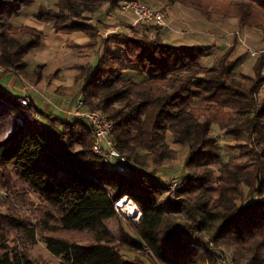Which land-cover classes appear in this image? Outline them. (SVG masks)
<instances>
[{"label":"trees","instance_id":"trees-1","mask_svg":"<svg viewBox=\"0 0 264 264\" xmlns=\"http://www.w3.org/2000/svg\"><path fill=\"white\" fill-rule=\"evenodd\" d=\"M55 1L56 10L40 7L36 19L53 24L57 34L91 38L85 46L71 45L95 60L78 67L84 110L100 111L114 124L112 139L129 171L109 169L93 154L94 133L84 120L40 113L30 96L23 107V98L0 87V136L11 116L24 118L12 136L0 140L1 187L9 192L14 171L47 210V221L31 225L17 217L9 197H0L8 212H0V264H35L26 249L10 247L14 233L33 245L40 238L62 264H148L123 255L146 250L158 264H264V56L254 74L244 76L237 43L210 67L203 61L211 49L174 47L161 33L127 29L102 45L91 17L131 0ZM35 2L0 0V69L33 86L43 82L44 67L29 73L25 59L41 47L44 32L13 20ZM177 2L209 22L233 17L241 28L264 35V0ZM132 68L145 79L128 74ZM215 128L243 144L236 147L239 157L225 161ZM172 145L187 147L188 155L170 203L157 172L178 160ZM125 198L142 219L132 228L134 236L123 234L121 243L107 223L118 218L116 204ZM84 234L87 244L69 238Z\"/></svg>","mask_w":264,"mask_h":264},{"label":"crops","instance_id":"crops-1","mask_svg":"<svg viewBox=\"0 0 264 264\" xmlns=\"http://www.w3.org/2000/svg\"><path fill=\"white\" fill-rule=\"evenodd\" d=\"M37 2L38 0H36L35 4L25 8L15 17L13 24L17 27H25L31 19H36L39 8L45 7L43 5L36 7ZM49 2L51 4L50 9L55 8L56 1L50 0ZM163 7L167 10L166 15L168 17L167 23L169 27L161 31V36L166 42L174 47H205L211 45L215 49H220L221 53L225 50L226 43L224 44V41L219 39L221 35H218L216 32L214 34V25L210 24L206 19L197 18L193 11L180 5L177 0H173L168 4L163 3ZM174 15L178 18L177 23L170 19H173ZM232 23L238 25V21L236 20H233ZM89 24L98 30L99 40L102 37L108 36L113 30L116 32H125L127 29H135L139 34L145 33V28L137 26L131 15L123 14L120 10H102L91 17ZM173 24L181 26L182 30L186 33L178 34V30H171L170 25ZM43 32L44 37L41 47L34 50L25 61L29 73H33L39 66H43L44 80L39 85L30 86L31 89L28 90V95L35 102L36 108L40 113L58 115L64 121L74 119L73 114L77 109L82 91V82H77L78 67L87 65L95 60L89 55H79L77 50L71 45L85 46L90 43L91 38L82 33L69 35L57 34L53 24L46 25V29ZM170 32L174 35L172 39H169L170 37L168 36ZM260 33L259 31L254 32L255 41H251L254 43L253 47L249 46L248 43H244L242 38H238V49L248 47L250 50H255L258 48L257 46L262 47L264 36ZM235 35L241 36L239 32L228 34V36L232 37ZM117 52L119 53L118 50ZM258 59L248 54L239 73L244 76H252L254 74V66ZM213 63L214 58H208L203 61V66L207 65V67H210ZM128 74L135 79L140 78L141 75L143 76V73L136 68H132ZM18 81L22 82L24 87H26V83L18 78L16 74H4L0 70V87L3 90L14 91L18 85ZM259 97L264 101V93H261Z\"/></svg>","mask_w":264,"mask_h":264},{"label":"rangeland","instance_id":"rangeland-1","mask_svg":"<svg viewBox=\"0 0 264 264\" xmlns=\"http://www.w3.org/2000/svg\"><path fill=\"white\" fill-rule=\"evenodd\" d=\"M50 1V0H49ZM47 0H38L36 7H39L40 5L45 6L46 8L51 7L50 2ZM141 2H144L146 4H148L149 6L155 7L160 9L166 17V20H168L167 17V10L166 8L163 7V3H171L173 0H139ZM181 5V4H180ZM183 6V5H182ZM54 10H56L55 8H53ZM188 9V8H187ZM120 12L121 8L119 9ZM190 10V9H189ZM193 11V10H191ZM196 15L197 18L201 19H206L201 13L197 12V11H193ZM171 20H173L175 23H177V17L176 15L173 16V19L170 18ZM233 20L238 21L237 19L233 18V17H229V18H224L223 15H221V17L219 16L214 22H209L207 19L206 21H208L210 24L214 25L213 26V31L214 34L215 32L220 36V40L224 41L225 46V50L221 53L220 49H215L213 46H205L208 49H211V53L209 55V58H214V61L216 58L224 55L226 52L230 51L233 49V47L236 45V43L238 42V38H242L244 43H248L249 46L253 47L254 43H252L251 41H255V36H254V32L258 31L255 29H250V28H241L239 25V21H238V25H236L235 23H232ZM168 22V21H167ZM198 24V22H196ZM196 24V26H197ZM199 25V24H198ZM27 27H31V28H35L41 31H44L46 29V25L42 24L41 22H39L37 19H31L30 22L28 23ZM178 27V28H177ZM171 30L174 31L178 30V34H184L186 33L185 31L182 30L181 26L179 25H170ZM181 28V29H179ZM140 30H142L141 28H139ZM139 30V31H140ZM169 30V31H171ZM143 31V30H142ZM141 31V32H142ZM239 32V34L241 36H237L235 35L234 37L232 36H228V34L230 35L231 33H237ZM119 33L118 31L116 32L115 30H113L112 32H110L108 34V36L102 37L100 36V40L102 45H104V43L107 41L108 37L112 34H117ZM142 34V33H141ZM262 36H264L262 33H260ZM168 35V34H167ZM170 38L172 39L174 37V35L171 34L168 35ZM228 36V37H227ZM224 38V39H223ZM228 38V39H227ZM242 46V45H241ZM257 46L259 50L256 51H260V50H264V43L263 45ZM249 48L248 47H241L240 49H238L237 47V51L235 56H240V55H244V57L246 58L249 54ZM215 54V55H214ZM214 55V56H213ZM234 56V57H235ZM207 67V65H205ZM3 72V71H2ZM17 75V74H16ZM18 78H20L22 81H24L26 84V87H29L31 89L30 86H33L30 82L26 81L23 77L17 75ZM145 79V76L141 75L140 78L137 79V81H142ZM6 83V82H5ZM29 89V90H30ZM25 87L24 84L20 81H18V85L16 86V89L13 90H6V92L12 93L14 96L17 97H24L28 94V91H24ZM30 94V93H29ZM19 127L18 123L16 122L15 117L11 116V123L10 125H8L5 130L2 132V135L0 136V140L3 139H8L10 136H12L14 134V132L17 130V128ZM216 131V135L217 138L219 140V144L220 146L223 147V152H224V158L225 161H227L230 158H237L240 156V150H236V147L239 146H243L242 143H236L233 142L232 139L225 137V135L221 132L218 131L217 128H215ZM231 146L228 148V146ZM239 145V146H238ZM173 149L177 151L178 153V160L173 163L171 166L166 167V168H162L157 172V175L159 177H161L163 183H164V188L167 191L166 192V196L165 199H167L170 203L174 202L176 200V191L177 188L172 189L171 188V184L173 182H180L184 175V161L188 155V148L184 147V146H175L172 145ZM12 170V169H11ZM11 174L9 175V179L11 181V185L12 188L9 190L8 196L9 200L11 202V206L13 207V209L16 211L17 213V217H19L20 219L29 222L31 225H37L40 224L43 221H47L46 218V206L44 204V202L38 197V195H36L31 188L22 180L20 179L16 173L14 171L10 172ZM219 175L216 176V180L214 183V187H216L219 183ZM1 180H3V174L2 172H0V182ZM179 184V183H178ZM6 197V196H3ZM6 200V198L0 199V212L4 215H6L7 209L4 208L2 206V203ZM121 208L119 207V212H118V218L116 220H112L110 222L107 223L108 228L116 235L117 239L119 242L123 243L122 240V235L123 234H129L134 236V233L132 231V228L134 225H138L140 223V220L138 218V216H134V217H130L128 215V210H130V206L135 207V205L133 203H130L129 200L125 201V202H121ZM51 225H55L54 223L51 222ZM69 238L71 240H78L81 243H89V238L87 235H70ZM9 239V245L11 248H15L18 251H22V250H27V252L29 253L30 258L34 261L35 264H62L61 259L56 258L55 256H53L47 249L45 243L43 242V240H41L40 238L37 239L36 244H30L22 234H18V233H14L13 235L8 236ZM212 249V248H211ZM209 250V254L210 256H213L216 258V256H214V254L212 252H210ZM123 255L126 257L127 260H141L144 261L148 264H158L157 261H155L154 257L152 256V254H150L147 250L145 252H137V253H127V252H123ZM228 259H231V256L229 254H227Z\"/></svg>","mask_w":264,"mask_h":264},{"label":"built area","instance_id":"built-area-1","mask_svg":"<svg viewBox=\"0 0 264 264\" xmlns=\"http://www.w3.org/2000/svg\"><path fill=\"white\" fill-rule=\"evenodd\" d=\"M121 11L123 14L131 15L137 26H142L145 31H149L151 37H155L157 34L161 33L165 28H168L165 14L158 8L149 6L148 4L141 2L139 0L126 1L121 5ZM249 54L253 57L260 58L264 56V50L256 51L249 50ZM1 70V69H0ZM2 71V70H1ZM264 75V66H263ZM30 88L25 87L24 91H28ZM259 93H264V82L262 83ZM23 107H27L30 103V97L27 94L20 102ZM75 119H82L88 124L94 133V141L92 145L93 154L101 159L103 164L109 168L118 171L119 173L128 172L127 159L116 149L114 141L112 139V133L115 129L114 124L109 120L106 114L97 112H87L84 110V104L82 98L78 101L77 109L73 114ZM18 125L23 124V116L19 115L15 117ZM178 186L175 181L171 184V188L174 189ZM8 196V193L2 189L0 184V197ZM128 199L125 198L116 204V211L119 212V207L121 208V202H125ZM132 203L131 201H129ZM136 209L138 212V218L141 221L142 212L135 205L132 209ZM129 212V211H128Z\"/></svg>","mask_w":264,"mask_h":264},{"label":"bare ground","instance_id":"bare-ground-1","mask_svg":"<svg viewBox=\"0 0 264 264\" xmlns=\"http://www.w3.org/2000/svg\"><path fill=\"white\" fill-rule=\"evenodd\" d=\"M129 212H128V215L130 216V217H134V216H138V212H137V210L136 209H132V206H130V210H128Z\"/></svg>","mask_w":264,"mask_h":264}]
</instances>
